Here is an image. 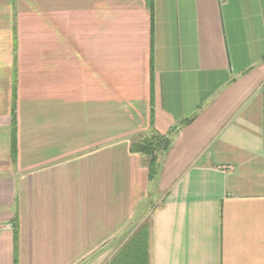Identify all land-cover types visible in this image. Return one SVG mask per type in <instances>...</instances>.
Wrapping results in <instances>:
<instances>
[{
	"label": "crops",
	"instance_id": "obj_1",
	"mask_svg": "<svg viewBox=\"0 0 264 264\" xmlns=\"http://www.w3.org/2000/svg\"><path fill=\"white\" fill-rule=\"evenodd\" d=\"M145 220L150 264H264V0H0V264H111Z\"/></svg>",
	"mask_w": 264,
	"mask_h": 264
},
{
	"label": "trees",
	"instance_id": "obj_2",
	"mask_svg": "<svg viewBox=\"0 0 264 264\" xmlns=\"http://www.w3.org/2000/svg\"><path fill=\"white\" fill-rule=\"evenodd\" d=\"M15 107V103H14ZM13 147H16V119L13 120ZM170 141L165 135L151 133L133 138L132 150L147 156L150 177L158 171L159 154L168 149ZM151 225L145 220L138 230L128 239L127 243L117 251L111 264H150Z\"/></svg>",
	"mask_w": 264,
	"mask_h": 264
},
{
	"label": "rangeland",
	"instance_id": "obj_3",
	"mask_svg": "<svg viewBox=\"0 0 264 264\" xmlns=\"http://www.w3.org/2000/svg\"><path fill=\"white\" fill-rule=\"evenodd\" d=\"M154 192V191H153ZM153 200V202L155 201H157V198H156V195L151 199V201Z\"/></svg>",
	"mask_w": 264,
	"mask_h": 264
}]
</instances>
